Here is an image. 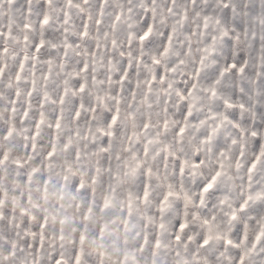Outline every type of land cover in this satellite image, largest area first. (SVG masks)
I'll return each instance as SVG.
<instances>
[{"label": "clouds", "instance_id": "clouds-1", "mask_svg": "<svg viewBox=\"0 0 264 264\" xmlns=\"http://www.w3.org/2000/svg\"><path fill=\"white\" fill-rule=\"evenodd\" d=\"M99 2L100 0H89V3L84 5L83 13L76 12L74 24L79 25L81 18H86L89 14L94 16ZM235 2L236 11H229L227 19H225L224 10L219 0H197L195 9H193L192 0H178L181 7L187 6L193 17H195V12L199 11L201 15L207 14L213 17V20L210 21L203 36H200L199 33L192 34L195 25L199 22V17H195L185 25L173 40V48L168 56L160 58L159 65L152 63L151 56L153 53L159 56L165 39L161 33L167 32L176 19L167 11L168 0H157L153 39L151 42L145 41L143 48L136 41L131 48H128L126 44L127 33L130 31L139 32L149 19L143 14L140 0H134L131 20L122 17L116 25L115 31L112 29V20L115 13L119 11L116 0H104V23L100 26L102 31L97 32L95 26L90 22V37L81 41L79 51L83 52V49L89 45L94 47L97 42L101 44V51L97 58V70L94 73L97 82L90 83L86 92L78 94L75 99L79 102L83 97L86 106L95 105L97 108L95 113L97 119L91 122L95 141L88 133L87 116L90 113L82 112L78 122L70 121L66 113L63 134L71 135L78 124L82 135L87 138L80 141L81 160L77 162L70 153H60L57 168L59 173L64 161L68 160L77 173V178H80V174L83 173L87 187L89 175L95 172V168L99 164L102 172L98 174L97 184L94 186L97 199H100L105 192H109L110 186L116 188V199L110 209L111 218L108 220V223L112 225L111 237L106 239L103 248H99L98 244H93L91 241L85 244L87 254L91 258L90 264H94L100 251L105 253L104 264H121L124 248L130 249L128 264H175L177 259L174 255L177 249L175 228L177 222L184 219H187L188 228L181 234L180 251L182 256L185 255L184 244L190 245L194 250L193 256L199 252L197 240L204 231V227H202L204 218L212 221L216 226L215 231L222 235L227 234L233 239L241 234L243 224L247 223L248 236L251 240L258 229V219L260 222H264V218H256L253 213L240 214V218L236 221H233L230 216L229 205H235L239 201L241 191L245 195L248 192L245 166L253 158V154L258 152L261 146H264V0H235ZM22 3L23 0H19L18 7ZM39 3L40 0H34L33 6L36 7ZM56 6L62 7V0H57ZM127 6L125 5V7ZM179 10L181 9L178 8L177 11ZM57 15L58 13H53L54 17ZM216 17L220 19L219 24L215 23ZM33 19L35 18L33 17ZM129 23L133 25L132 28H128ZM222 31H226L227 34L221 35ZM105 32L108 33L107 38L104 36ZM213 36L216 37L215 41L212 39ZM72 38L79 40V37L75 35V29ZM113 38L118 42L115 48L111 45ZM189 38L191 51L188 50ZM105 44H107V48L104 47ZM121 46L125 51L124 56H120ZM52 51L55 53V50ZM129 51L132 53L131 57L127 55ZM100 55L104 56L102 62L99 59ZM202 57L205 67L201 71L200 78L196 81L197 87L193 91L195 99L192 101L189 127L183 136H178L176 131L184 122L187 102L179 99L177 91L185 93V90L195 80L192 74L194 69L200 65ZM83 58L82 55L74 56L72 66H75ZM109 58L111 66H109ZM129 60L132 61L134 67L130 70L129 82H126L125 89L121 92L120 85L115 81L118 79V69L121 65L126 66ZM233 61L238 65L246 62L245 72L227 71L223 77H220V72ZM153 72H161L166 78L163 83L157 80L153 84L152 91L148 93L151 104L149 107L147 104L140 103L141 93L146 92L147 89L143 83L140 88H137L136 80L139 79L143 82L151 79ZM105 73L112 75V84L107 83ZM63 75L64 73L61 72L59 79H63ZM217 79L220 80V83L216 82ZM101 80L105 82L99 83ZM169 83H171V87L168 86ZM129 84L137 93V99L131 107L128 106V102L131 100L128 95ZM73 86H76L75 81H73ZM213 87L216 88L215 95L212 94ZM97 96H103L105 103L112 108L115 107V103L109 99V96L118 97L121 101L119 105L120 119L112 129L116 135L112 138L110 172L108 171L109 165L105 162L107 154L97 151L99 146L104 143L105 137L96 131L97 126L103 125L110 113L96 99ZM225 100L230 101L235 107L228 108L224 103ZM241 104L244 105L243 108L240 107ZM55 107L51 104L48 106L49 115L53 113ZM164 107L168 108L167 113L163 111ZM165 119L168 120L167 128L163 124ZM145 122L149 123L148 129L143 128ZM235 124H239L245 130L244 135H238L239 129L233 127ZM217 125L220 127L213 140V152L208 154L207 146H202L200 141ZM19 126L26 127L27 124ZM252 131H256L257 136H251ZM133 133L137 135H132ZM44 134H47L46 129ZM130 136L131 140H129ZM73 139L75 141L76 137L73 136ZM234 139L236 140L235 144L232 143ZM145 146L148 148L147 156L144 155ZM44 147L45 145L39 146L38 153ZM241 151L244 153L243 156L240 155ZM221 152L224 153L223 156L220 155ZM134 154L136 159L143 161L142 166L135 171H133ZM198 158L203 159L204 163L199 168H193L191 164ZM184 160L188 161V165L184 168L183 177H181L175 172V166ZM221 160L224 163V174L218 179L216 187L212 190L215 194L210 193L206 197L205 205L199 204L198 195L194 196L193 203L187 207L182 198L172 197L161 213L158 206L159 200L167 191L169 183L175 184L178 188L182 179L184 187L189 190L190 194H196L199 187L206 182V178L214 174ZM165 162L168 165L167 169L164 167ZM237 163L240 165L239 168L236 166ZM149 168L152 170L151 174L146 171ZM258 179L260 185L264 187V173H260ZM3 184L9 188L10 195L15 192L18 196L21 190H28L27 186L21 185L14 174H5ZM144 184L148 185L149 199L147 202L142 198ZM42 191L39 181L34 180L31 185L33 200H39ZM128 192L141 198L134 201V219L125 228L122 226V216L126 217L127 215ZM87 196V193H80L81 199ZM222 200L223 204H221ZM41 204L42 206L46 204L49 207L61 204L59 193L54 184H49L47 201L41 200ZM63 205L68 208L69 212L79 216L73 201L66 198ZM19 206V199H17L16 207L19 208ZM80 211L82 212L83 209L81 208ZM185 213H187L186 216ZM31 214L37 218L29 220L31 229L34 230L42 213L33 209ZM51 215L49 213L46 237L50 250H52L51 246L56 243L52 235L55 225ZM213 216L215 219H212ZM149 217L154 218V222L149 221ZM161 217L165 224L164 229L158 227ZM22 219L23 217L17 212V222ZM103 219L101 214H96L93 217L92 227L96 222H102ZM70 231V227L65 226V232L70 233ZM2 232L3 229H0V233ZM144 234L148 236L147 245L143 243ZM25 239L22 231L19 237L12 236V240L16 244V255L12 256L10 252L5 251L10 242L0 234V264H25V260L22 258L23 253L20 252V249L24 248ZM155 239L161 241L159 248L153 246ZM31 242L29 238V243ZM212 244L216 251L211 264H228V257L233 253L226 250V246L222 241L216 240L215 235ZM25 251L31 252L32 249L26 248ZM27 264H31V257L28 258ZM261 264H264V257L261 258Z\"/></svg>", "mask_w": 264, "mask_h": 264}, {"label": "snow or ice", "instance_id": "snow-or-ice-1", "mask_svg": "<svg viewBox=\"0 0 264 264\" xmlns=\"http://www.w3.org/2000/svg\"><path fill=\"white\" fill-rule=\"evenodd\" d=\"M197 0H192L193 9H195ZM34 0H23V3L18 7L19 0H0V229L3 232L4 239L10 243L5 248L6 252H10L12 256L16 255V244L12 240V236L19 237L21 231L26 239L24 240V248L20 249L23 253L25 264L28 258L31 257V264H90V256L87 254L85 244L89 241L93 244H98L99 248H103L106 239L111 237L112 225L108 223L111 218L110 209L116 199V188L110 186V191L105 192L100 199L96 197L95 185L97 184L98 174L102 172L99 164L95 168V172L88 177V186L86 187L83 173L80 178H77V173L73 170L72 164L65 160L60 172H57L59 166V154L70 153L72 158L79 162L81 160V145L80 141L86 139L83 136L79 125L75 127L71 135L63 134L64 121L67 117L70 121L78 122L81 119L82 112L90 113L87 116L88 133H93L92 121L96 120L95 115L97 108L95 105L86 106L83 97L77 102L75 97L78 94H83L89 88L90 83H96L97 58L101 51V44L96 43L95 46H87L83 52L81 41H85L90 37V22L95 26L96 31L100 32V26L104 23V0H100L97 4L96 14H89L86 18L82 17L79 25L74 24L76 12L83 13L84 5L89 3V0H62V7H57V0H40V3L34 7ZM119 11L115 13L112 20V29L115 31L116 25L121 21L122 17L131 20L133 12L132 5L134 0H116ZM157 0H140L143 7V14L148 17V22L145 23L139 32L130 31L126 35V44L131 48L134 41L139 42L141 48L144 47V42H151L153 39L154 21L157 13L155 7ZM221 7L224 10L225 19L229 11H236L235 0H219ZM125 5H128L125 7ZM167 11L170 15L176 17L172 26L167 32L161 33L164 36V43L159 56L152 54L151 60L153 64L159 65L161 57H166L173 48V40L176 38L178 31L183 29L195 17H199V22L195 25L193 35L199 33L203 36L209 27L213 17L205 14L201 15L199 11L195 12V17L189 12L186 5L178 4V0H168L166 4ZM180 8L181 10L177 11ZM53 13H58L53 16ZM33 17L35 19H33ZM215 23L219 24V17L215 18ZM128 28L133 25L129 23ZM79 40L72 38L73 30ZM226 31H222L221 35H226ZM104 36L107 38L108 33ZM215 41L216 37H212ZM117 40L113 38L111 45L113 48L117 46ZM191 40L189 38V51ZM107 48V44L104 45ZM52 50H55L53 53ZM83 56L84 58L73 65L74 56ZM125 51L121 46L120 56H124ZM129 57L132 53H127ZM101 62L104 56L100 55ZM67 65V68H66ZM43 66V68H40ZM109 66H111L109 58ZM147 66V65H146ZM134 65L129 60L125 65H121L118 69V79L115 81L120 85V91L123 92L126 82H129L130 70ZM205 67L204 58L200 59V65L194 69L192 74L195 80L185 90V93L177 94L181 101L187 102V111L184 114V122L178 127L176 135L183 136L189 127V117L193 107L192 101L193 91L197 87L196 81L200 78L201 71ZM40 69V70H38ZM246 70V62L237 64L230 62L227 67L220 72V77L224 76L227 71H235L244 73ZM167 71V69H166ZM174 71V69H173ZM63 72V79H59L60 73ZM105 78L108 84L113 83V77L110 73H105ZM136 75H139L136 73ZM165 75L161 72H153L151 79L146 81L136 80V87L140 88L143 83L147 91L141 93V104H147L151 107L150 97L148 93L152 91L153 84L159 80L161 83L165 80ZM73 81L76 86H73ZM101 80L99 83L103 84ZM217 83L220 80L217 79ZM187 83V81H185ZM171 87V83L168 85ZM212 94H216V88H212ZM128 95L131 100L128 106L131 107L137 99L135 89H132L129 84ZM96 99L100 104L108 110L110 116L104 121L103 125L97 126L96 131L99 132L105 141L97 149L100 153L107 154L105 162L108 163V171H111L110 162L112 159V138L116 133L112 130L120 119V99L118 97L109 96L113 100L115 107H109L105 103L103 96H97ZM34 100L36 106L34 107ZM225 105L228 108H234L235 105L230 101L225 100ZM55 105V109L51 115L48 114L47 108L49 105ZM19 106V114H18ZM241 108L244 105H240ZM163 111L168 112V108L164 107ZM5 114L6 117H5ZM227 119V117H224ZM27 124L26 127L19 125ZM164 127H168V120L163 121ZM219 125L212 128L200 141L202 146H207V153L213 152V140L219 130ZM239 129L238 135H244L245 130L239 124L233 125ZM144 129L149 128V123L143 124ZM47 134H44V130ZM256 131L251 132V136H257ZM132 135H137L133 133ZM73 136L76 137L74 141ZM131 140V136L129 137ZM233 144L236 143L234 139ZM45 145L43 150L38 153V147ZM86 147V145H85ZM243 147V145H241ZM200 151V149H197ZM148 148L145 146L144 155L147 156ZM224 155L223 152L220 153ZM244 155L243 151L240 153ZM119 159V156H117ZM166 159V158H165ZM135 164L133 171L140 168L143 161L136 159L133 155ZM127 163V162H126ZM204 163L203 159H196L192 162L193 168H199ZM188 165V161H181L175 166V172L183 177L184 168ZM237 168L240 167L237 163ZM164 167L168 165L165 162ZM246 182L247 195L241 191L240 199L235 205H229L231 208L230 216L233 221L240 218V214H255L256 218H264V187L260 185L258 176L264 173V146H261L258 152L253 154V158L246 164ZM151 174V169L146 170ZM5 174L12 175L19 180L22 186H27V191L21 190L19 195L13 192L10 195L9 188L3 184ZM224 174L223 160L219 162L214 174L206 178L198 193L190 194L189 190L184 187L181 179L179 187L173 183H169L167 191L164 192L162 199L159 200V209L163 213L166 205L169 204L170 198H182L185 206L192 204L194 196L198 195L199 204L205 205L206 197L216 187L217 181ZM34 180H38L42 186V196L39 200H33L31 194V185ZM62 181V183H61ZM49 184H54L59 193L61 204L42 206L41 200L47 201V190ZM87 193L88 196L81 199L80 193ZM143 200L149 199L148 185L142 186ZM70 199L79 213L69 212L68 208L63 205L65 199ZM141 197L134 195L132 192L127 193V215L122 216V226L127 228L128 224L133 221V205L134 201ZM19 199V208L16 207V201ZM224 201H221L223 204ZM83 209L81 212L80 209ZM35 209L42 214L39 216L35 229H31L29 224L30 219H37L32 215V210ZM17 212L23 219L17 222ZM49 213L55 227L52 230L55 244L50 246L46 242L48 235ZM96 214L103 216L102 222H96L93 225V217ZM187 213H185V216ZM149 221L154 222V218L149 217ZM215 219V216L212 217ZM258 229L254 233L251 240L248 236V224L244 223L242 232L235 239L227 234L222 235L215 231V225L208 218L202 220L203 233L197 240L199 252L193 256V249L190 245L184 244L183 249L185 255H181L180 245L182 243V233L188 228L187 219L178 221L176 224L175 240L177 241V249L174 253L177 258L175 264H211L215 257V249H213V239L222 241L226 246V250L231 251L233 255L228 257V264H261V258L264 257V222L258 219ZM65 226L70 227V233L65 232ZM158 227L165 228L163 217ZM91 229V230H90ZM29 238L31 243H29ZM143 243L148 244V236L144 234ZM161 241L154 240V247L159 248ZM26 248H31V252H26ZM130 249L122 250L121 264H128ZM211 253V254H209ZM105 253L100 251L97 260L94 264H104Z\"/></svg>", "mask_w": 264, "mask_h": 264}]
</instances>
